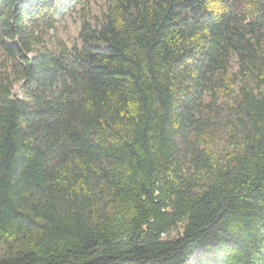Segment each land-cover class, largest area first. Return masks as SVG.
I'll list each match as a JSON object with an SVG mask.
<instances>
[{"label": "trees", "instance_id": "1", "mask_svg": "<svg viewBox=\"0 0 264 264\" xmlns=\"http://www.w3.org/2000/svg\"><path fill=\"white\" fill-rule=\"evenodd\" d=\"M91 2L0 0V264H264V0Z\"/></svg>", "mask_w": 264, "mask_h": 264}, {"label": "rangeland", "instance_id": "2", "mask_svg": "<svg viewBox=\"0 0 264 264\" xmlns=\"http://www.w3.org/2000/svg\"><path fill=\"white\" fill-rule=\"evenodd\" d=\"M106 10V0H92L89 7L87 8V17L91 21L95 22L97 17H101L103 12ZM82 10L81 8H76L73 11H69L66 15H60L58 21L56 22V27L53 30H47L45 35V41L50 44L55 39L61 38L68 45L72 46L78 41V35L82 24ZM10 44H16V41H10ZM8 60L3 55V50L0 48V71H4L8 66ZM238 65L236 59L232 60V70L237 71ZM22 81H17L14 85L13 92L22 96L21 91ZM183 233V229L172 231L169 236H164L165 238H178Z\"/></svg>", "mask_w": 264, "mask_h": 264}]
</instances>
